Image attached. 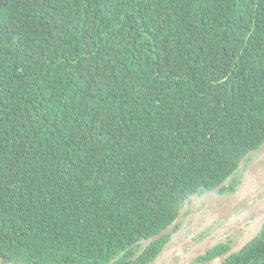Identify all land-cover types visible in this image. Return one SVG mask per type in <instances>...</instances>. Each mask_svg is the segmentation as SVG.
<instances>
[{
	"label": "trees",
	"instance_id": "1",
	"mask_svg": "<svg viewBox=\"0 0 264 264\" xmlns=\"http://www.w3.org/2000/svg\"><path fill=\"white\" fill-rule=\"evenodd\" d=\"M263 142L264 0H0L5 264H148Z\"/></svg>",
	"mask_w": 264,
	"mask_h": 264
},
{
	"label": "water",
	"instance_id": "2",
	"mask_svg": "<svg viewBox=\"0 0 264 264\" xmlns=\"http://www.w3.org/2000/svg\"><path fill=\"white\" fill-rule=\"evenodd\" d=\"M257 157L251 160L247 169L241 173L238 185L231 193H219L224 185H219L213 190L204 191V196L198 203L209 199L208 208H204V212H200L199 217L206 220L202 227L198 230L192 228V232L187 234L182 241L179 240L178 235L173 234L174 226L178 221H174L172 225L168 226L159 234L152 236L141 244L144 250L152 242L164 237L168 231H171V239H169L160 250L158 255L148 264H190L199 256H206L212 248L225 243V231L231 224V218L239 219L241 228H236V232L241 234L237 242L229 244V250L203 264H223L232 254H237L244 249L246 245L252 242L262 231L264 226V142L262 145L247 154L242 159V164L247 162L250 157ZM243 168V167H242ZM193 199H198L194 197ZM189 201H187L188 203ZM239 207L237 212L235 209ZM223 220L220 227L208 235L201 242H194L193 238L196 237L202 230L215 225L216 221ZM224 220L226 223H224ZM185 231L183 232V234ZM185 251L184 249H188Z\"/></svg>",
	"mask_w": 264,
	"mask_h": 264
},
{
	"label": "flooded vegetation",
	"instance_id": "3",
	"mask_svg": "<svg viewBox=\"0 0 264 264\" xmlns=\"http://www.w3.org/2000/svg\"><path fill=\"white\" fill-rule=\"evenodd\" d=\"M256 157H257V155L254 157L248 158L247 162H245V164H243V165H241L242 164L241 163L242 160H241V162H240V164H239V166L235 172H239L241 174L244 170L247 169L248 163L251 160H254ZM249 159H251V160L248 161ZM219 193H227L228 194L231 192L229 190H225L223 192L220 191ZM203 196H204V192L201 193V191L198 189L196 194L190 196L188 199H186L183 202V206H182L177 218L174 220V221H178V222L174 226V230L172 232L173 234L178 235V238L180 241H182L183 238H185L187 234H190L192 232V228H191L192 226L195 230H197V229L199 230L202 227V225L205 223L206 220H203V217H199L198 214L200 212H204V208L208 206L209 199L204 200V201L198 203V205H197V202H199V200L202 199L201 197H203ZM194 197H198V199H193ZM187 201H189V202L187 203ZM239 210H240L239 207H237L235 209V211H237V212ZM230 219L232 222H231L230 226L227 227L226 231L224 232L225 236H226L225 243H219L221 245L229 246V244L231 242L232 243L237 242L238 237L241 236V234H239L235 230L236 228H241V225L239 223V219L238 218L233 219L231 217H230ZM226 221H228V220H224V223H226ZM173 222L170 225H172ZM222 222H223V220L216 221L215 225H213L212 227L202 230L196 237L193 238V241L197 242V243L203 241L208 235H210L212 232H214L216 230L215 226L219 228L220 225L222 224ZM184 231H185V233L183 234ZM165 235H169L170 238H168V240L171 239V237H172L171 231H168L167 234H165ZM184 250L188 251L189 248L184 249ZM200 257H204V256H199L197 259L193 260L190 264H203L204 262L200 263L197 261Z\"/></svg>",
	"mask_w": 264,
	"mask_h": 264
},
{
	"label": "clouds",
	"instance_id": "4",
	"mask_svg": "<svg viewBox=\"0 0 264 264\" xmlns=\"http://www.w3.org/2000/svg\"><path fill=\"white\" fill-rule=\"evenodd\" d=\"M0 264H5V262L0 259Z\"/></svg>",
	"mask_w": 264,
	"mask_h": 264
}]
</instances>
